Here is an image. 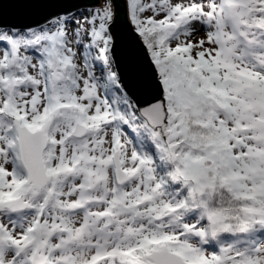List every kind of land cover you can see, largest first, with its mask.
<instances>
[{
    "label": "snow or ice",
    "instance_id": "snow-or-ice-1",
    "mask_svg": "<svg viewBox=\"0 0 264 264\" xmlns=\"http://www.w3.org/2000/svg\"><path fill=\"white\" fill-rule=\"evenodd\" d=\"M0 264H264V0H0Z\"/></svg>",
    "mask_w": 264,
    "mask_h": 264
}]
</instances>
